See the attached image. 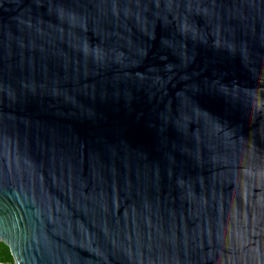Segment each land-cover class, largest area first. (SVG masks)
I'll use <instances>...</instances> for the list:
<instances>
[{
	"label": "water",
	"instance_id": "obj_1",
	"mask_svg": "<svg viewBox=\"0 0 264 264\" xmlns=\"http://www.w3.org/2000/svg\"><path fill=\"white\" fill-rule=\"evenodd\" d=\"M0 242L264 264V0H0Z\"/></svg>",
	"mask_w": 264,
	"mask_h": 264
},
{
	"label": "trees",
	"instance_id": "obj_2",
	"mask_svg": "<svg viewBox=\"0 0 264 264\" xmlns=\"http://www.w3.org/2000/svg\"><path fill=\"white\" fill-rule=\"evenodd\" d=\"M0 264H12L8 248L0 242Z\"/></svg>",
	"mask_w": 264,
	"mask_h": 264
}]
</instances>
